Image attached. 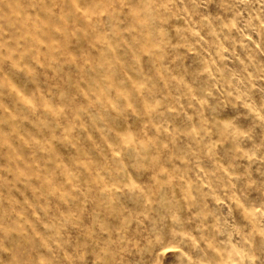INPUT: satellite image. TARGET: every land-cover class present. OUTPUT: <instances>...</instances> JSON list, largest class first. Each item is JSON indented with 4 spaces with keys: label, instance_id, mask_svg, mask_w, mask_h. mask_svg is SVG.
I'll use <instances>...</instances> for the list:
<instances>
[{
    "label": "rangeland",
    "instance_id": "rangeland-1",
    "mask_svg": "<svg viewBox=\"0 0 264 264\" xmlns=\"http://www.w3.org/2000/svg\"><path fill=\"white\" fill-rule=\"evenodd\" d=\"M0 264H264V0H0Z\"/></svg>",
    "mask_w": 264,
    "mask_h": 264
}]
</instances>
